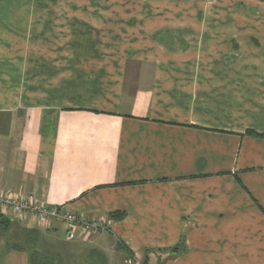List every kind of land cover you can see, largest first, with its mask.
<instances>
[{"label": "crops", "instance_id": "0c3cea01", "mask_svg": "<svg viewBox=\"0 0 264 264\" xmlns=\"http://www.w3.org/2000/svg\"><path fill=\"white\" fill-rule=\"evenodd\" d=\"M0 195L109 222L0 264H264V0H0Z\"/></svg>", "mask_w": 264, "mask_h": 264}, {"label": "built area", "instance_id": "2783aa9c", "mask_svg": "<svg viewBox=\"0 0 264 264\" xmlns=\"http://www.w3.org/2000/svg\"><path fill=\"white\" fill-rule=\"evenodd\" d=\"M0 205L11 209L15 215L31 214L35 216L39 222H43L47 219L60 220L64 222L71 231L81 228L87 232H96L106 230L109 227L108 221L99 219L87 220L73 212L65 210L64 207L43 205L39 203L34 195L22 197L0 195ZM135 264H141V262L136 261Z\"/></svg>", "mask_w": 264, "mask_h": 264}, {"label": "trees", "instance_id": "16d2710c", "mask_svg": "<svg viewBox=\"0 0 264 264\" xmlns=\"http://www.w3.org/2000/svg\"><path fill=\"white\" fill-rule=\"evenodd\" d=\"M251 132L252 131H250V133ZM125 215H126V213L124 211H115V212L111 213V218H113L115 220H120V219H123L125 217ZM2 222H4V221L3 220H0V224H2ZM128 253H129V251H128ZM144 264H146V263H144Z\"/></svg>", "mask_w": 264, "mask_h": 264}, {"label": "rangeland", "instance_id": "374dc122", "mask_svg": "<svg viewBox=\"0 0 264 264\" xmlns=\"http://www.w3.org/2000/svg\"><path fill=\"white\" fill-rule=\"evenodd\" d=\"M141 264H143V263L141 262Z\"/></svg>", "mask_w": 264, "mask_h": 264}]
</instances>
